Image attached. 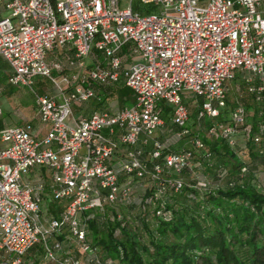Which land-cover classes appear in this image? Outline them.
<instances>
[{
  "label": "built area",
  "instance_id": "1",
  "mask_svg": "<svg viewBox=\"0 0 264 264\" xmlns=\"http://www.w3.org/2000/svg\"><path fill=\"white\" fill-rule=\"evenodd\" d=\"M136 1L154 12L136 10ZM58 50L65 62L50 64ZM94 52L105 66L95 62L85 74ZM0 57L10 86L32 88L43 77L61 96L37 95L44 137L29 126L0 130V264H30L37 245L49 263L124 264L121 248L92 243V223L100 230L118 223L120 239L127 213L137 216L136 227L156 228L173 219V201L186 189L198 202L234 187L209 142L239 157L264 156V0H130L126 7L123 0H0ZM65 68L79 70L63 78L67 92L53 77ZM236 81L250 100L230 107ZM120 83L132 106L73 115L75 104L98 99V86ZM39 169L49 172V186L28 180ZM249 170L244 165L241 178ZM47 190L55 214L42 210Z\"/></svg>",
  "mask_w": 264,
  "mask_h": 264
},
{
  "label": "trees",
  "instance_id": "2",
  "mask_svg": "<svg viewBox=\"0 0 264 264\" xmlns=\"http://www.w3.org/2000/svg\"><path fill=\"white\" fill-rule=\"evenodd\" d=\"M129 94V89L122 90L123 97ZM209 146L228 167L234 187L205 194L198 202L187 198L194 190L186 189L173 201L170 222L156 228L144 223L141 229L129 223L120 239L114 237L118 223L102 230L92 223V243L121 248L124 264H264V189L240 176L244 165L251 168L262 156L250 152L247 163L225 145Z\"/></svg>",
  "mask_w": 264,
  "mask_h": 264
},
{
  "label": "crops",
  "instance_id": "3",
  "mask_svg": "<svg viewBox=\"0 0 264 264\" xmlns=\"http://www.w3.org/2000/svg\"><path fill=\"white\" fill-rule=\"evenodd\" d=\"M67 57V54L63 50H58L54 53H50L47 56V61L50 64H53L55 62H65V58ZM98 62L102 67L105 66L103 57L98 54L97 52H94L93 56H91L87 61V70H85V74L88 73L91 69L96 67V63ZM79 70L76 69H70L65 68L63 72H59L57 70H53V77L57 80L58 83H60L61 87L65 90V92L70 91L71 87L69 85H66L62 83V80L65 76H74L77 74ZM11 74L10 66L9 64L0 57V109H1V117H0V130L7 128V127H13V126H29L33 132L34 135L38 136L39 138H42L46 135L47 128L42 126L37 118V105H36V98L37 95L39 96H47V97H53L57 101H61V96L57 91V88L54 86L53 90L46 91L40 94L36 95V98L34 101L30 104V109L28 112L23 109H20V107H15L12 104V101L15 100L14 97V91L11 89V86L8 84V78ZM43 77H35L34 84H41L43 82ZM126 88L122 83L118 85H114L111 87L106 86H98L97 89V95L98 99L91 100L86 105H80L75 104L73 106V115L77 118L90 116L94 112L97 111H105V112H114L117 110H121L124 108H127L126 104L130 103V106L133 104V97L130 92L128 97H123L122 90ZM118 90H121L120 95L117 93ZM100 100V101H98ZM196 112V107L193 109ZM190 116H192V110L190 109ZM39 179L45 180V183L47 186L50 185L51 179L50 174L45 169H39L32 171L29 176L28 180L30 181H38ZM42 210L45 213L49 214H55V208L50 202V191L47 190L46 196L44 197V202L42 204ZM55 239V238H54ZM57 239L60 241H68L66 236H60ZM42 252L41 245H37L33 250H31L27 256L26 259L30 264H34L38 258L39 253ZM73 252H76V249H73ZM54 264V263H52Z\"/></svg>",
  "mask_w": 264,
  "mask_h": 264
},
{
  "label": "rangeland",
  "instance_id": "4",
  "mask_svg": "<svg viewBox=\"0 0 264 264\" xmlns=\"http://www.w3.org/2000/svg\"><path fill=\"white\" fill-rule=\"evenodd\" d=\"M129 1L130 0H123V6H129ZM134 7L136 10L138 11H145L148 13H152L154 12V7L152 8L151 6H143L140 3H138V1H136L134 3ZM134 62H140L141 58L140 57H135L133 59ZM242 83L240 81H236L235 83H231L229 84V92H228V104L230 107L234 106L235 103L237 102H241V103H246L248 100H250L248 98V95L246 93H244V91L242 90L241 86ZM11 89L14 91V97L15 100L12 101V104L15 107H20V109H23V111H29L31 110L30 108V104L34 101V99L36 98L37 94L46 92V91H50L54 89V86L52 84V82L49 79H43V82L41 84H34L33 87H29V86H11ZM117 93L120 95L121 90H118ZM244 95L241 98V95ZM192 100H189V107L192 110V116H191V122L189 123L190 127L193 129L192 127V123L196 122V112H194L195 110H193L195 108V104L192 103ZM250 103V102H249ZM130 105V103H127L126 106L128 107ZM249 117L251 120H253V122H255V114L256 111L254 108L249 107ZM197 123V122H196ZM196 127L193 129L195 130ZM242 139H240L241 141ZM211 143V142H209ZM212 144V143H211ZM213 144H218V143H213ZM243 153V152H242ZM241 157L243 158V160L245 162H249V157L247 153H243L240 154ZM206 175V174H205ZM212 176V175H211ZM232 176V174H231ZM254 177L258 178L259 180L264 179V156L262 158H258V161L255 162V166L251 167L249 170V174L244 178L245 182L247 184H249L250 182L252 184H255V186H257V182L258 179H254ZM214 182H217L216 178H213ZM213 183V182H212ZM127 218L129 219L131 224H135L136 220H137V216L135 214H128L127 213ZM39 253V258L38 260L34 263V264H52L49 262H46L44 260V254L43 252H38Z\"/></svg>",
  "mask_w": 264,
  "mask_h": 264
}]
</instances>
